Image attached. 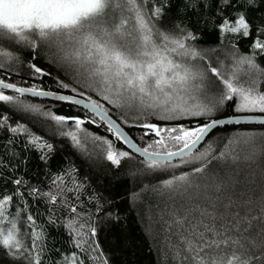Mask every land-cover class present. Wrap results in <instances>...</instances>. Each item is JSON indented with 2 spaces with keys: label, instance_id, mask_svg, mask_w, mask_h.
I'll return each instance as SVG.
<instances>
[{
  "label": "snow or ice",
  "instance_id": "obj_1",
  "mask_svg": "<svg viewBox=\"0 0 264 264\" xmlns=\"http://www.w3.org/2000/svg\"><path fill=\"white\" fill-rule=\"evenodd\" d=\"M212 7L209 0H180L178 8L172 0H0V264H110L99 233L122 218L115 197L79 179L74 166L53 168L56 146L29 127L33 117L77 148L82 126L99 118L123 146L93 136L114 176L122 161L142 157L143 174L156 181L144 191L158 198L148 219L168 264H264V132L237 131L197 148L211 129L264 114V13L250 15L264 0H216L206 15ZM189 14L196 20L186 24ZM201 24L217 43L201 44ZM29 96L87 111L56 114ZM101 101L122 112L120 123ZM21 144L37 153L35 177ZM129 199L136 204L140 193ZM49 229L63 235L66 251L57 238L49 246ZM119 242L107 240L109 248Z\"/></svg>",
  "mask_w": 264,
  "mask_h": 264
},
{
  "label": "trees",
  "instance_id": "obj_2",
  "mask_svg": "<svg viewBox=\"0 0 264 264\" xmlns=\"http://www.w3.org/2000/svg\"><path fill=\"white\" fill-rule=\"evenodd\" d=\"M175 8L180 7V0H172ZM209 3L213 5L208 10L206 15L211 16L215 11L216 0H209ZM175 8L173 11H175ZM264 13V7L261 10L253 9L250 15L261 16ZM179 19V17H177ZM196 20L195 16L189 14L184 18V23L190 24ZM197 31L200 35V42L202 45H214L218 42V36L214 34L211 26L197 25ZM245 51L247 49H244ZM38 64H43L42 61L37 60ZM261 64L264 65V59ZM53 71L54 69H49ZM24 78H27V68L23 69ZM16 80H20L21 77L15 76ZM30 83L32 81H29ZM45 84H52L49 78H45ZM54 88V86H53ZM68 94V93H63ZM93 98L98 99L93 93ZM32 103L42 105L46 109H51L56 114L63 115H80L84 116V110L75 108L69 105H63L58 103H52L48 101L35 100L27 98ZM106 108H110V116H112L118 123L121 122L122 112L116 108L108 105L107 102L101 101ZM231 114V113H229ZM248 114H260L261 113H248ZM89 119L92 115L88 113ZM15 118V117H14ZM32 122L29 123V127L33 131L40 135H43L45 139L53 142L56 146V153L52 161L53 168L66 167L72 165L76 168L79 173V179L85 180L87 178L88 183L91 184V188L97 189L105 197H115L116 203L121 209V221L118 225L113 226V230L109 232L108 228H103L99 233V241L104 248L105 252L108 253L110 264H168L170 257L164 251L162 243L156 239L157 232L155 224L148 219L151 212H149V205H155L158 202V198L154 193L144 191L143 186L145 184H155L156 181L152 180L150 176H145L142 172L141 159L133 156V159L122 161L119 172L116 173L114 166H111L109 162L103 160L99 151H95L81 144L80 148L74 147L73 143L67 137H61L55 133V125L49 127L48 121H43L42 117L31 118ZM24 122V121H22ZM187 124L188 121H182ZM193 125L195 121H192ZM83 129L86 133L92 136H102L109 140H112L117 147H123L120 145L111 133L107 131V127L98 119L96 123H85ZM127 130V125H122ZM237 131H254L264 132V127H250V126H226L217 129L214 133L208 137V139L198 149H202L208 142V140H217L225 136L232 135ZM133 136L138 137L141 135L140 131L133 129ZM0 143H3V137L0 135ZM21 152V156L28 157V176L35 177L38 174V170L41 169V165L37 158V153L34 151L24 152L23 145L21 144L18 148ZM126 150V149H125ZM3 149L0 148V152ZM109 168L112 172H109ZM107 176V179L104 177ZM41 180L43 176L39 177ZM35 183V179H33ZM91 188L89 191H91ZM133 192L140 193L141 199L133 204L129 199ZM43 211V208L40 209ZM38 222H42L38 218ZM49 246L51 247V240L53 238L59 239L60 243L57 245L61 247V251L67 249L63 247L64 237L60 232L49 229ZM113 237H119L120 242L118 247L109 248L107 240H111ZM107 238V239H106ZM53 260L58 259L56 254L51 257Z\"/></svg>",
  "mask_w": 264,
  "mask_h": 264
},
{
  "label": "water",
  "instance_id": "obj_3",
  "mask_svg": "<svg viewBox=\"0 0 264 264\" xmlns=\"http://www.w3.org/2000/svg\"><path fill=\"white\" fill-rule=\"evenodd\" d=\"M27 98H31V99H35V100H41V101H48V102H52V103H58V104H63V105H69L65 102H62V101H57L55 100V98L53 97H49V98H43V97H27ZM69 106H73L75 108H78V109H81V110H84V111H87L86 109H84L82 106H77V105H69ZM91 114V113H90ZM92 115V114H91ZM242 116H246L248 118L247 121L245 120H242L241 121V124L239 125H236V124H227V125H222V126H218L216 129H211L209 131V134H208V137H210V135L212 133H214L217 129L219 128H222V127H226V126H250V127H256V126H259V127H264L261 125L260 121L262 119H264V115H260V114H241ZM112 117V116H111ZM99 120V118H97ZM112 119H114L112 117ZM115 120V119H114ZM102 122V121H101ZM103 123V122H102ZM118 123V122H117ZM105 125V124H104ZM106 126V125H105ZM107 127V126H106ZM207 137V139H208ZM206 141V140H205ZM205 141H202L200 145L197 146V148H199L201 145H203V143ZM127 150V149H126ZM133 156H135L136 158H139V159H142V157L139 156V154H133Z\"/></svg>",
  "mask_w": 264,
  "mask_h": 264
},
{
  "label": "rangeland",
  "instance_id": "obj_4",
  "mask_svg": "<svg viewBox=\"0 0 264 264\" xmlns=\"http://www.w3.org/2000/svg\"><path fill=\"white\" fill-rule=\"evenodd\" d=\"M80 138H81V141L84 146L88 147V148H91L95 151H99L100 152V146H99V142L98 141H95L93 139V136L86 133L85 131L81 132L80 133Z\"/></svg>",
  "mask_w": 264,
  "mask_h": 264
}]
</instances>
